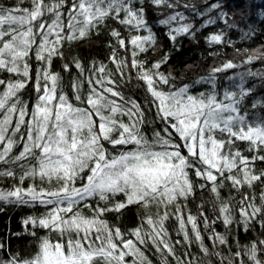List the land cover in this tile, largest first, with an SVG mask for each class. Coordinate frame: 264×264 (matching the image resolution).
Masks as SVG:
<instances>
[{"label":"snow or ice","instance_id":"1","mask_svg":"<svg viewBox=\"0 0 264 264\" xmlns=\"http://www.w3.org/2000/svg\"><path fill=\"white\" fill-rule=\"evenodd\" d=\"M149 5L177 6L0 4V212L10 205L36 213L13 233L31 237V250L0 243V264H264V99L249 101L254 87H245L246 77L264 81V72L248 70L239 83L229 77L233 85L221 92L216 74L240 66L228 61L177 86L162 71L167 53L148 61L157 45ZM187 19L176 12L159 23L176 41L194 31ZM105 30L114 68L71 55ZM206 40L219 45L223 34ZM256 61L264 63V46L242 63ZM133 80L142 97L125 91ZM197 84L210 87L193 92ZM197 197L198 215L185 213ZM131 208L139 219L132 229L109 220ZM172 217L180 239L165 226Z\"/></svg>","mask_w":264,"mask_h":264},{"label":"trees","instance_id":"2","mask_svg":"<svg viewBox=\"0 0 264 264\" xmlns=\"http://www.w3.org/2000/svg\"><path fill=\"white\" fill-rule=\"evenodd\" d=\"M176 4L174 9L166 6L160 8L149 5L147 10V19L149 27L154 33L157 45L154 52L147 54L149 63L159 60L165 53L170 57L168 63L163 65L162 71L172 73L176 77L177 86L207 76L213 67H221L224 63L232 61L240 66L234 69H228L217 73V85L222 92L223 88L233 85L229 77H233L235 83H239V75L251 71L264 72V63L256 61L253 64H243L246 56L251 55L257 48L264 46V0H169ZM13 0H0V4L5 7L11 5ZM212 4H218V8H211ZM189 5L190 7H185ZM176 12L183 13L188 19L184 23H192L194 31L191 34L179 35L176 41H172L169 36V26L161 25L160 20ZM222 13L226 15L221 16ZM215 21L207 27L203 25L209 20ZM232 25V27H230ZM177 25L173 23L172 27ZM250 33V35H245ZM142 34H147L143 32ZM212 34H223V43H207L206 38ZM110 37L107 30L101 35L93 37L91 42H85L77 45L71 52V55L78 56L85 65L91 61L108 62L109 48L107 41ZM237 49L240 51L238 52ZM60 61H56V69H60ZM110 68L114 65L109 63ZM67 75V74H65ZM137 82L133 80L125 91L129 89L138 97H142L143 90L137 88ZM253 86L254 91L249 101L264 99V81L259 78L248 76L245 79V87ZM210 86L197 84L192 91L198 92L208 89ZM206 199V198H205ZM201 204V198L192 200L185 213L188 211L192 215H198V205ZM208 216H212L211 205L207 204ZM4 210L0 212V243H4L11 251L31 250L33 241L31 237L15 236L13 233L23 232L22 220L36 214L34 209L26 207H13L3 205ZM109 220L125 230H130L139 223L138 214L135 208L126 209L124 214L117 218L115 214L109 215ZM174 239H180L176 235L177 222L174 217L170 218L165 225ZM190 227V226H189ZM205 242L211 243L207 237L209 233L203 230ZM217 231H223L222 226H217ZM244 238V234L241 235ZM195 247V246H194ZM156 259V258H154Z\"/></svg>","mask_w":264,"mask_h":264}]
</instances>
